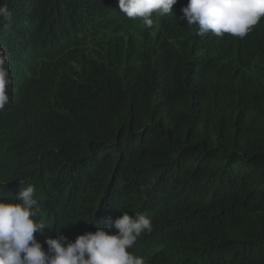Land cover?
Wrapping results in <instances>:
<instances>
[{"label": "trees", "instance_id": "trees-1", "mask_svg": "<svg viewBox=\"0 0 264 264\" xmlns=\"http://www.w3.org/2000/svg\"><path fill=\"white\" fill-rule=\"evenodd\" d=\"M187 4L148 28L119 0H0V199L34 186L45 251L127 212L145 264H264V18L201 36Z\"/></svg>", "mask_w": 264, "mask_h": 264}, {"label": "clouds", "instance_id": "clouds-1", "mask_svg": "<svg viewBox=\"0 0 264 264\" xmlns=\"http://www.w3.org/2000/svg\"><path fill=\"white\" fill-rule=\"evenodd\" d=\"M177 2L119 0V9L151 28L153 17L173 13ZM182 11L187 24L198 27V35L223 37L227 33L244 38L264 18V0H188ZM10 15L6 6H0V16L10 19ZM12 83L6 50L0 48V110L10 102L8 89ZM40 213L34 186L22 188L15 202L0 199V264H145L143 257L130 251L142 234L152 231V221L144 214L130 216L123 212L114 225L79 235L74 242L57 231L55 239L47 237L45 251L35 234H45L52 228L40 219ZM112 226L115 234H110Z\"/></svg>", "mask_w": 264, "mask_h": 264}]
</instances>
